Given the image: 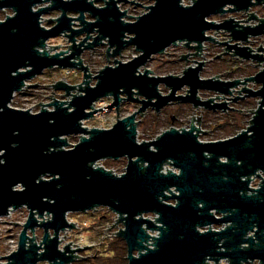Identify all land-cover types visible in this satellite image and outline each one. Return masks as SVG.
<instances>
[{"label":"water","instance_id":"water-1","mask_svg":"<svg viewBox=\"0 0 264 264\" xmlns=\"http://www.w3.org/2000/svg\"><path fill=\"white\" fill-rule=\"evenodd\" d=\"M126 1L0 0V10L13 11L0 20V216L8 214L9 207L25 205L28 209L17 249L0 258L7 260L5 264H70L76 257L73 252L81 248L71 249L70 242L63 250L58 249L62 241L58 240L59 232L76 224L68 222L67 212L105 206L118 214L113 225L118 221L123 225L113 233L125 241L126 264H208L206 259L219 264L222 258L229 264L253 260L264 264V179L257 189L249 188L251 175L257 169L264 171V108L256 111L247 130L211 142L197 139L193 122L187 130L170 127L153 140L138 142L135 120L146 108L158 111L173 101L224 108L197 99L198 89L226 92L234 84L201 79L202 63L184 67L179 75H155L148 68H140L169 46L182 42L187 48H200L209 39L205 35L209 29L225 28L234 39L260 32L263 25L237 31L232 20L215 23L207 18L247 9L264 0H192L189 4L183 0H151L152 4L143 6L147 11L132 21L124 19L133 16L126 15L118 5ZM42 3L49 4L36 7ZM137 5L142 6L134 3ZM226 5L230 7L225 9ZM52 10H58L59 15L45 19L53 22L47 28L41 18ZM86 14L93 20H87ZM92 32L96 35L88 41ZM62 34L71 43L69 52L57 51L59 45L45 49L47 39ZM82 34L84 37L76 43V36ZM104 39L107 58L120 57L126 46H133L137 53L127 61L114 58L113 65L99 69L93 76L95 84L89 85L88 66L83 65L80 53ZM239 53L247 56L244 49ZM53 67L82 71L83 80L77 85L63 81L52 84L54 90H63V95H72L70 100L55 99L52 92L48 96L53 100L38 103L42 107L35 113L10 106L15 92L37 85L25 81ZM262 78L261 74L256 79ZM160 84L169 89L166 94L160 92ZM183 87L186 94H177ZM72 90L77 93L70 94ZM250 94H261L264 105V90ZM121 95L140 103L137 111L117 118L109 128L82 126L83 120L102 110L93 108L95 101L111 97V103L104 107L118 108ZM77 133L82 134L79 141L65 148V136ZM123 156L127 164L121 174L98 163ZM165 163L177 172L166 168L163 173ZM171 199L175 202H168ZM44 212L46 221L37 220L35 214L42 217ZM149 212L157 214L154 221L141 216ZM212 224L225 226L212 230ZM35 227L43 230L39 244L34 242ZM204 227L206 230H199ZM28 229L32 237L26 234ZM155 229L159 231L156 236L147 232ZM250 231L253 234L247 235Z\"/></svg>","mask_w":264,"mask_h":264},{"label":"rangeland","instance_id":"rangeland-1","mask_svg":"<svg viewBox=\"0 0 264 264\" xmlns=\"http://www.w3.org/2000/svg\"><path fill=\"white\" fill-rule=\"evenodd\" d=\"M129 1H133L134 3H139L142 6L139 5L134 6V3H130ZM129 1L120 2L118 5L121 10H126V15L133 16V17H128V16L124 17L125 20H130V21L134 20L136 16L147 11V8L143 6H148L153 3L151 0H129ZM182 2L184 4H189L191 3V0H183ZM48 4L49 3H42L37 5L36 7L45 6ZM96 5L101 6L103 5V3L96 2ZM12 13L13 11L10 8L0 10V20H3L6 15H11ZM58 15H59L58 10H52L43 14L42 22H41L42 25L47 28L51 27L53 22H48L45 19L56 18ZM68 15L75 17L77 16V13L68 12ZM85 17L87 20L90 21L93 20V18L88 14H86ZM208 18H213V16L210 15L208 16ZM75 27H78V25L75 24ZM91 35H93L94 37L96 33L92 32ZM83 37H84L83 34L76 36L75 42L79 43V41H81ZM103 42L104 43H100L99 45L94 46L91 49L85 50L80 54V59L82 60L83 65H88L89 68V73L91 77L89 81V85L95 84L96 79L93 76H95V74L99 69L103 68L107 64L113 65L112 61L114 58H117L118 60L121 61H127L137 53L134 50L133 46H126L122 49L120 53V57L119 55L115 57H110L111 61H107L105 60V52H106L105 50L108 47V45L105 39L103 40ZM56 45H59L57 51L58 50H67L68 52L70 51V49H68V45H71V43L68 41V38L64 36V34L47 39L45 49L49 50L50 46H56ZM172 47L174 46L172 45L166 48V51H164L165 53H162L161 55L158 54L154 55L155 58L152 59L151 61H148L143 67H141L140 71H143L145 67L152 70L153 74L155 75L179 74L185 66L184 62H177L178 61L177 57L179 53L182 51V48L178 47L175 49ZM167 51L169 52L168 54H166ZM53 52L54 50H50V53ZM227 68H229V65L227 63L220 64L218 62L216 63L215 66L213 65V67H211V71L217 72ZM82 80H83L82 72L78 68L59 69L57 67H53V68L44 69L41 74L27 81L33 84L36 83L37 85L35 87L32 88L25 87L24 89L21 90V92L14 93V96L10 102V106L16 108H23V109H32V113L38 112L40 110L39 109L40 105L38 103L41 102V104H47L53 100L48 96L51 95L52 92H53L52 96L55 99L67 100V101L71 99L72 95L69 96L63 95L64 91L54 90L52 88V84H55V82L57 81H63L64 83L77 85L81 83ZM159 88H160L159 90L162 93H167L169 90L163 84H160ZM179 91H182V89ZM72 93L76 94L77 92L72 90L70 94ZM110 102L111 99L109 97L107 99L102 98L95 101L93 108L94 109L101 108L102 110H98L95 116L83 120L82 122L83 125L89 128L90 127L109 128L113 125V123L116 121L117 118L124 117L130 114L131 111H133L132 105L128 103L124 104L119 110L117 117L114 108L104 107L110 104ZM48 108H50V106ZM190 111L191 110L189 109V107L183 104L182 106L176 105L171 108H166L164 111L160 112L158 116H156L157 118L154 117L151 112H149L146 118H143L141 121L136 122L137 123L136 139L138 141H142V140L150 141L156 138V136H158L162 131L168 129V127L170 126V122L168 119L169 113H173L176 115L179 114L178 116H179L180 124L187 123L188 121L186 115L187 114L190 115ZM138 118L139 117H137L136 120H138ZM211 119H212V123H215L218 126L214 128V130H212L208 138L225 136L230 133H234L238 129L235 128L236 124L223 126L221 121L222 115H220L219 113L212 114ZM226 121L227 120H225V122ZM238 121H241V116L235 114V120L233 121V123L234 122L236 123ZM179 122L176 123L174 126L179 125ZM78 135H82V134L77 133V134L66 135L65 137L68 145L65 146V148L73 147V145H75L79 141L80 137ZM126 162H127L126 157H120L118 159L106 158L98 161V163L102 165L104 168L110 169L117 174L122 173V171L126 166ZM45 177L46 179L49 178V176L47 175ZM168 201L174 203L173 199ZM94 209L88 211H82V212H67L66 215L67 220L76 223L77 228L73 229L71 232L70 230H67L66 233L67 237L65 240L68 241V243L72 242V244H70V247L72 248H79L80 245H82L81 248H83L79 251V253H77L78 255L81 256V258L79 257L80 258L79 260H75L70 264H120L124 261V257L126 258L127 251H126V244L122 240V238L117 237V235L116 234L114 235L113 233L116 232L118 228L122 227V224L119 221L117 222L116 226L113 225V223L116 222V220L114 219H117L118 214L111 211L108 207L105 206H97ZM1 216H0L1 217L0 257L9 255L15 249L11 244V239L15 240V238H17L19 231L22 229L21 227L27 220L28 211L26 210V208L21 207L17 210H13V212L10 214L9 217H3V215ZM217 217H220V214H218ZM11 222H16V223L19 222V223L13 224ZM216 226H222V224H216ZM106 228L108 229L106 230L105 233L104 229ZM42 233L43 231L41 228L40 230L36 229L37 237H41ZM88 244H93L94 248L85 249L84 246H87ZM76 245L79 246L77 247ZM119 254H120V258L118 257ZM88 256H93V257H88ZM117 257L119 258L118 260H116ZM5 263H7V260L4 258H0V264H5ZM37 264H44V261Z\"/></svg>","mask_w":264,"mask_h":264},{"label":"flooded vegetation","instance_id":"flooded-vegetation-1","mask_svg":"<svg viewBox=\"0 0 264 264\" xmlns=\"http://www.w3.org/2000/svg\"><path fill=\"white\" fill-rule=\"evenodd\" d=\"M229 7H230L229 5L224 6L225 9H228ZM212 16L213 18H208V19L210 21H214L215 23H222L228 20H232V24L235 26L234 29H236L237 31H242L246 27L257 28L260 25H263V27L260 29V32L256 34L249 33L246 35L245 39H234L231 36L230 31L225 28L209 29L205 32L206 33L205 35L208 36L209 39L203 41L201 43V47L198 49L194 47L187 48L184 46L182 42L173 45L174 47H172L175 49L178 47L182 48V51L179 53L177 57L178 60L177 62H184L185 65L195 64V66H197L199 63H202L201 68L199 70V77L201 79H213L226 83L228 82L234 83L233 85L227 87L226 92H220L211 89H198L197 91L198 100L206 101L208 102L209 105L221 104L224 105L225 107L221 109L220 108L211 109L203 105L194 106L189 102L173 101L163 106L158 111H156L153 107L146 108L145 111L138 113L136 115L135 120L137 119V117H139L138 120H136V122L141 121L143 118H146L149 112H151L153 116L156 117L160 114V112L164 111L166 108H171L176 105L182 106L183 104H185L191 110L190 115L189 114L186 115L188 122L184 124H180L179 116H178L179 114L176 115L173 113H169L168 119L170 122V126L168 128L174 127L179 130L182 128L187 130L189 129L191 122H193L194 127L198 129L193 131L194 133L197 134V139L201 142H211V141L226 139L238 133H241L242 131L247 130V128L251 125L250 122L253 116H255L256 111L260 107L264 108V105L261 103L262 100L261 94H250V92H257L260 90H264V2L261 1L259 3H254L253 5H250L247 9H241L236 11H225L224 13L214 14ZM92 38L93 35L90 36L88 41L91 40ZM102 43L104 42L102 41ZM191 45L194 46L196 44L193 43ZM240 49H244L247 52V56L241 55L239 53ZM85 50L88 49H84L82 50V52ZM168 53L169 52L167 51L166 54ZM154 58L155 56L153 55L148 61H151ZM105 60L110 61V58H107L106 54H105ZM218 62L220 64L227 63L229 65V68L217 72H212L211 67H213V65L215 66L216 63ZM88 73H89V68H88ZM261 74L263 75L262 80L256 79ZM186 89H187L186 87H183L182 91L177 92V94H181V95L186 94ZM19 92H21V90ZM162 94H166V93H162ZM134 97L142 98L141 96H137L136 94H134ZM107 98L108 97H104L103 99H107ZM109 98L112 101V98L111 97ZM121 98L122 99L119 103L118 108L112 107L115 109L116 114L119 112L121 107L127 103L133 106V111H131V113L137 111V109L140 107V103L138 102L125 100L124 95H121ZM27 110H30V112L32 113V109H27ZM96 113L93 114L91 117L95 116ZM215 113H219L220 115H222L221 121L223 126L236 124L235 128L238 129L234 133H230L225 136L208 138L212 130H214V128L218 126L217 124L212 123V119H211V115ZM235 114L241 116V121L233 123V121L235 120ZM225 120L227 121L225 122ZM178 122L179 125L174 126ZM82 126L88 129L92 128L83 125V123ZM247 133L250 134L251 131H247ZM122 172H124V170ZM242 178L244 179V177ZM263 179H264V171L261 169H257L255 173L251 175L249 188L257 189L260 186ZM170 188H174V187H170ZM73 229L74 228H72L71 231ZM87 247L94 248V245L88 244ZM79 251L80 250H76L73 252V254L76 256L73 261L80 259L79 257L81 256L77 254L79 253ZM134 252L133 254L136 255L137 252L136 253ZM244 264H257V261L247 262Z\"/></svg>","mask_w":264,"mask_h":264},{"label":"built area","instance_id":"built-area-1","mask_svg":"<svg viewBox=\"0 0 264 264\" xmlns=\"http://www.w3.org/2000/svg\"><path fill=\"white\" fill-rule=\"evenodd\" d=\"M191 2H192V0H191ZM36 9V8H35ZM208 19V18H207ZM209 20V19H208ZM41 22H42V18H41ZM42 24V23H41ZM206 32V31H205ZM206 34V33H205ZM46 47V46H45ZM188 66H191V67H195V64H189V65H185L184 67H188ZM184 69V68H183ZM183 69H182V71H183ZM182 71L179 73V74H181L182 73ZM179 74H177V75H179ZM25 83H27V81H25ZM25 88V86L22 88V89H24ZM42 107V105H40V108ZM39 108V109H40ZM166 168L168 169V170H172V171H175V172H177V170L173 167V166H171V164H169V163H165L164 165H163V167H162V169H161V171L163 172V173H166L167 172V170H166ZM113 173H115V172H113ZM44 178H46V177H44ZM17 188H21V186L20 185H17L16 186ZM171 192H173V193H177V191L176 190H174V188H170L169 189ZM165 193H169V191L168 190H165ZM169 202V201H168ZM175 202V201H174ZM170 203H172V202H170ZM21 207H24V208H26V210L28 211V209H27V207L25 206V205H22V206H20V207H18V208H14L13 209V207H9L8 208V210H7V213L8 214H5V215H3V217H9L10 216V214L13 212V210H17V209H19V208H21ZM67 215V214H66ZM218 214H216V216H217ZM48 220L50 219V214H48ZM141 216H143V217H145V218H148V219H150V220H152V221H154L155 220V218L154 217H157V214H155V213H152V212H149V213H143ZM2 217V216H1ZM1 217H0V220H1ZM35 217L37 218V220H40V221H46V218H47V214H45V212H44V214L42 215V217H39L37 214H35ZM43 218H45V219H43ZM67 219V218H66ZM117 219H118V217H117ZM40 221H38V222H40ZM68 222H72V221H68ZM19 223V222H18ZM17 223V224H18ZM74 223V222H73ZM122 224V223H121ZM77 225L75 224V227H74V229L75 228H77L76 227ZM225 226V224H222V226H216V224H212L210 227H211V229L212 230H219V228L221 229V228H223ZM22 228V227H21ZM123 228V225H122V227H121V229ZM206 228L207 227H204L203 229H201V228H199V230L200 231H204V230H206ZM36 229H40V227H35V229H34V231H33V236H34V242L35 243H37V244H39V242H41V238H42V236L41 237H37V234H36ZM42 229V228H41ZM67 230H70L71 231V229H68V228H65L63 231H60L59 232V234H58V240L60 241L61 239H62V241L61 242H59V244H58V249L59 250H63V247L65 246V244H68V241H66L65 239H66V233H67ZM119 230V228L117 229V231ZM21 231V230H20ZM20 231H19V233H20ZM43 231V230H42ZM147 232L150 234V235H152V236H156L158 233H159V231L157 230V229H155V230H147ZM19 233H18V235H17V238H15V240L14 239H11V244H12V246L16 249L17 248V246H18V236H19ZM26 234L29 236V237H32V231L31 230H27V232H26ZM116 233H114V235H115ZM253 234V232H248L247 233V235H252ZM65 235V238L63 237ZM50 236H52V233L50 232ZM28 243V242H27ZM148 243H152V240L151 239H149V241H148ZM72 244V243H71ZM70 245V244H69ZM77 246H79V245H77ZM81 246L82 245H80V247L79 248H81ZM149 246L151 247V244H149ZM71 249H77V248H72V247H70ZM14 249V250H15ZM13 250V251H14ZM42 251V248H40L39 250H38V252H41ZM254 261V260H253ZM255 261H257V264H260L259 263V261L258 260H255ZM40 262H43V261H38V262H36V264L37 263H40ZM206 262H208V264H215V261L214 260H212V259H206ZM250 262V261H249ZM252 262V261H251ZM218 263L219 264H229L228 262H227V260L226 259H224V258H222V259H219L218 260ZM44 264H46V262L44 261Z\"/></svg>","mask_w":264,"mask_h":264},{"label":"trees","instance_id":"trees-1","mask_svg":"<svg viewBox=\"0 0 264 264\" xmlns=\"http://www.w3.org/2000/svg\"><path fill=\"white\" fill-rule=\"evenodd\" d=\"M117 251V250H116ZM117 253V252H116ZM118 254V253H117ZM118 256V255H117ZM119 258H120V254H119V256H118ZM116 258V260H118L119 258ZM122 258V257H121ZM126 263V258L124 257V261L122 262V263H120V264H125Z\"/></svg>","mask_w":264,"mask_h":264}]
</instances>
